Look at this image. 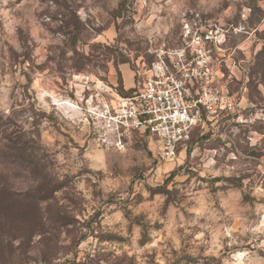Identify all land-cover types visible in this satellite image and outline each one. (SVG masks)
<instances>
[{
  "label": "clouds",
  "instance_id": "clouds-1",
  "mask_svg": "<svg viewBox=\"0 0 264 264\" xmlns=\"http://www.w3.org/2000/svg\"><path fill=\"white\" fill-rule=\"evenodd\" d=\"M0 264H264V0H0Z\"/></svg>",
  "mask_w": 264,
  "mask_h": 264
}]
</instances>
